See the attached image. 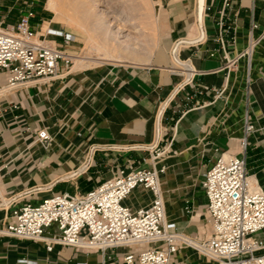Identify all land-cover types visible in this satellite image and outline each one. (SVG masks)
Returning <instances> with one entry per match:
<instances>
[{"label":"crops","instance_id":"1","mask_svg":"<svg viewBox=\"0 0 264 264\" xmlns=\"http://www.w3.org/2000/svg\"><path fill=\"white\" fill-rule=\"evenodd\" d=\"M153 1L157 35L168 29L170 48L180 44L176 57L182 63L173 58L177 66L61 69L47 83L0 91V264H122L125 247L47 249L42 240L1 229L25 203L36 205L55 192H87L128 161L150 166L152 146L166 148L155 164L164 167L159 180L167 218L185 233L200 231L206 203L200 178L220 153L238 151L246 112L254 125L244 152L246 170L264 191V0H203L200 19L195 0L194 24L178 5L168 12L181 16L165 23L160 0ZM40 2L0 0V22L31 13L30 27L38 31L51 16L46 1ZM221 19L228 27L224 49L218 40ZM49 20L52 28L73 33ZM48 36L46 42L67 53L77 50L75 35L68 42ZM39 127L51 136L46 146L33 141ZM150 198L138 186L124 203L139 207ZM56 232L55 223L46 229L48 235ZM256 236L264 241V230ZM177 251L187 263L201 258L188 246Z\"/></svg>","mask_w":264,"mask_h":264},{"label":"built area","instance_id":"2","mask_svg":"<svg viewBox=\"0 0 264 264\" xmlns=\"http://www.w3.org/2000/svg\"><path fill=\"white\" fill-rule=\"evenodd\" d=\"M30 17L27 13L0 27V91L47 83L73 65L72 54L36 38ZM218 28L224 49L228 27L221 19ZM47 34L63 35L64 42L74 38L54 29H47ZM253 130L246 112L238 151L220 153L200 178L209 224L206 232L185 233L167 218L159 180L164 167L155 164L166 148L155 146L150 166H133L128 161L87 192H55L36 205L25 203L12 212L13 221L1 232L42 240L47 249L54 244L95 250L125 247L122 264H180L172 259L180 245L210 258L212 264H264V241L256 236L264 230V191L251 181L244 157L247 136ZM50 140L45 127L34 130V142L46 146ZM138 186L150 192V200L139 207L125 204L124 199ZM184 211L191 213L192 208L185 206ZM52 223L57 232L48 235L46 229Z\"/></svg>","mask_w":264,"mask_h":264},{"label":"rangeland","instance_id":"3","mask_svg":"<svg viewBox=\"0 0 264 264\" xmlns=\"http://www.w3.org/2000/svg\"><path fill=\"white\" fill-rule=\"evenodd\" d=\"M45 1L47 3V0H41L40 4L45 3ZM86 1H87V6L90 9V12L93 13V2L91 0H86ZM57 2H59V3H57ZM73 2H74V0H56V5H58L59 7L62 6L65 9L66 8L70 9L69 12H71ZM160 3L162 6V9L164 10V21H165V23H169L170 20H173L174 18L181 16V15L178 16L174 13L168 12V8L171 5H178V6L184 7L185 11L187 13H189L191 16L190 22L192 24L195 23V15L193 13V9L195 7V0H160ZM120 5H122L123 7L125 6L129 11H132L133 14L136 15V17H138L137 19H139V22L141 24L140 34H142L138 38V41L141 44V45L138 44V46L140 45L139 47H140V49L142 48L141 49L142 52L143 51L147 52V53H145L147 55V59H145V58L141 59L142 57H144V55H140V54H142V52L140 51V49H138V50H135V51L129 53V55L131 54V56L128 55V58L131 57V59L119 57L118 58L119 60H115V61L103 59L102 62H94V63L93 62H84V63H82V65L81 64L76 65V61L74 60L75 63H73V65H74L73 68H81L80 71H82V70H107V69L115 67V66L116 67H118V66L143 67V66H149L152 64H163V63H167V62L169 64L177 66L174 63L173 54L175 53L176 55H178V46L180 44L178 43L177 47L172 52L173 47L170 48V39L173 38V34L172 33L170 34L168 29H164L161 31L160 36L157 35V33H156V22L155 21H157L156 17L158 16V10H157V7H156L154 1L153 0H120ZM186 5H189V8H188V6L186 7ZM146 9H148V10H146ZM11 10H13V9L11 8ZM154 16H155V18H154ZM67 17H68L67 14H62V13L60 14V12L58 14V13L53 12L51 10V16H49V18L45 22H42V25H41L42 27L40 26L38 31L36 30L37 31V38L45 41V39H47L49 37L48 35H55V34H47V29H54L51 27L52 22L50 23V20H49L52 18L53 21H57L60 24H62L64 27L71 30L73 32L71 35L76 36V40H77L76 43H77L78 47H77V50L73 54H75L76 56H80V55H84L85 52H87L92 57L93 56L94 57H102L103 51L101 49L96 50L97 47H92V48L88 47L92 43L90 41L91 43L89 44V38L87 36L88 34H86V33H88V31L84 30V27H82L80 23L73 21V20H69ZM13 21H15V20H13V18H8V20L6 22H1L0 27H5L7 23H11ZM154 22H155V24H154ZM82 25H85V24H82ZM43 26L45 28L47 26V29L46 30H45V28L43 29ZM142 26H143V29H142ZM44 30H45V32H44ZM54 30L63 32L62 29H60V30L54 29ZM142 30H143V33H142ZM41 31L44 32L43 36H42L43 32L41 34H39V32H41ZM68 34H70V33H68ZM55 36L62 37V39L64 41L63 35H55ZM50 44H53V42H50ZM57 47L61 48L58 45H57ZM143 47H144V49H143ZM138 52H140V54ZM138 57H141L140 58L141 60L145 59V61H141ZM113 58H117L115 53H113ZM138 60H140V61H138ZM72 66H71V68H72ZM114 171H115V169H114ZM77 190L79 191V189H77ZM208 225L209 224H208L207 213H206V210H204L203 220L201 221V227L199 230L206 232L208 229ZM172 259L174 261L180 262V264H212V260L208 257L203 256V255H201L200 259H196L194 261L192 260V261H190V263H187L183 260L178 259V251H176L172 254Z\"/></svg>","mask_w":264,"mask_h":264},{"label":"bare ground","instance_id":"4","mask_svg":"<svg viewBox=\"0 0 264 264\" xmlns=\"http://www.w3.org/2000/svg\"><path fill=\"white\" fill-rule=\"evenodd\" d=\"M91 1L93 2V13L90 12L86 0H74L73 6L71 8L72 9L71 12H69L70 9L67 8L65 9L62 6L59 7L58 5H56V0H47L46 3V6L50 10L58 14L59 12L60 14L61 13L67 14L68 15L67 18L69 20H73L80 23L81 26L84 27V30L88 31V33L86 34H88L87 36L89 38V44L92 42L91 45L88 46L89 48L97 47L98 49L96 48V50L101 49L103 51L102 57H94V56L92 57L87 52H85L84 55H80V56H76L72 54L71 58L73 60V63H75L76 61V65L77 64L82 65V63L84 62H93V63L102 62L103 59L115 61V60H119L118 59L119 57L128 58L130 52L140 49L139 46L141 44L139 43L138 38L142 35L140 34L141 24L139 22V19H137L138 17H136V15L133 14L132 11H129L125 6L123 7L122 5H120V0H91ZM202 6H203V0H197L198 19H200L201 16ZM47 26L46 28L43 27V29L45 28L46 30ZM36 38H37V33H36ZM138 44L140 45L138 46ZM113 53L116 54L117 58H113ZM138 53L140 54V52ZM145 53L147 52L143 51L142 54L140 55H144V57L142 58L138 57V58L147 59V55ZM129 56H131V54ZM173 58L175 61L182 63L176 57L175 53L173 54ZM128 59H131V57H129ZM145 59L141 61H145ZM73 67L74 65L72 66L71 69H74ZM189 75L190 73L187 74V76Z\"/></svg>","mask_w":264,"mask_h":264}]
</instances>
